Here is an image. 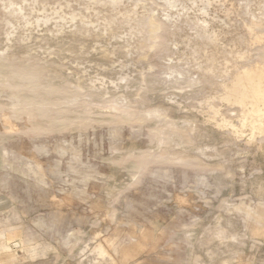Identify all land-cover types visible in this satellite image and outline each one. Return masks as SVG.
<instances>
[{
  "label": "rangeland",
  "instance_id": "1",
  "mask_svg": "<svg viewBox=\"0 0 264 264\" xmlns=\"http://www.w3.org/2000/svg\"><path fill=\"white\" fill-rule=\"evenodd\" d=\"M247 70L264 0H0V264H264Z\"/></svg>",
  "mask_w": 264,
  "mask_h": 264
},
{
  "label": "bare ground",
  "instance_id": "2",
  "mask_svg": "<svg viewBox=\"0 0 264 264\" xmlns=\"http://www.w3.org/2000/svg\"><path fill=\"white\" fill-rule=\"evenodd\" d=\"M259 76V75H258ZM0 80H2L4 83H6L5 85H8V86H13V82L11 81V79H9V77H7V75H2V74H0ZM261 82H263V81H261ZM260 81H258V79H255L254 78V76H253V73H252V71H248L247 70V72L245 71L242 75H241V77H240V79L234 84V86H233V88L231 89V95H233L234 97V99H235V101L237 100L238 102H245V100L247 99V98H250L251 100H252V102H253V104H254V107H255V109H254V112H253V114L255 113V116L253 117L254 119H253V124H255V122L256 123H260V120H261V118H262V116L263 115H261L262 114V108L261 107H263L264 108V85H262V83H261ZM1 85V84H0ZM3 86V85H2ZM230 93V92H229ZM228 96V95H227ZM227 99H229L230 100V97L229 98H227ZM22 100V99H21ZM232 100V99H231ZM234 101V100H233ZM31 105V103H25L24 105H22L23 107L22 108H19V109H21L20 111H22L23 109H25L26 107L28 108L29 106ZM251 106V105H250ZM4 107V106H3ZM251 109H252V107H251ZM20 111H18V112H20ZM251 111V110H250ZM17 112V111H16ZM21 113H19V115H20ZM248 114H249V112H248ZM245 116H247L246 115V113H245V115H243V117H245ZM250 116V115H249ZM252 116V115H251ZM250 116V117H251ZM249 117V118H250ZM242 120H243V118H242ZM255 120V121H254ZM246 121H248L247 119H246ZM226 122V121H225ZM245 122V121H244ZM243 122V123H244ZM251 122V121H250ZM249 122V123H250ZM243 123L241 124V126L243 125ZM222 124H225V123H223L222 122ZM251 124V123H250ZM234 125V124H233ZM232 125V127H234ZM245 125V124H244ZM248 126V125H247ZM247 126L245 125L244 127H246L247 128ZM251 126V125H250ZM249 126V127H250ZM261 126V125H260ZM243 127V128H244ZM254 127V126H253ZM241 128V127H240ZM256 128V127H255ZM259 128V127H258ZM234 129H235V127H234ZM237 129V128H236ZM249 130V129H248ZM250 131V130H249ZM257 131V130H256ZM262 131V130H261ZM251 132V131H250ZM237 133H238V131H237ZM252 133V132H251ZM254 133V132H253ZM238 135H239V133H238ZM253 136H251V138H252ZM253 140H255V138L253 137L252 138ZM163 141V140H162ZM162 141H161V143H162ZM250 141H251V139H250ZM164 143V142H163ZM65 148V147H64ZM62 149H63V146H62ZM65 150V149H64ZM66 151V150H65ZM160 155H163V154H160ZM144 167H141L139 170H138V172H136V173H133V182L132 183H130L128 186H127V188L126 189H131V188H133L135 185H137V184H139V181H140V178H141V174L143 173V171H144ZM116 216V215H115ZM219 222V221H218ZM219 225H220V223H218ZM84 232V231H83ZM80 233V232H79ZM73 234V233H72ZM214 234H216V236L217 237H215V238H219V240H223V234H224V229H223V227H220V228H218L217 229V231H216V233H214ZM5 235V234H4ZM236 235V234H235ZM245 235V234H244ZM230 237V236H229ZM191 238H192V236H191ZM227 239V238H226ZM242 238H240V240H241ZM229 240L230 241H235L236 240V237L235 236H231L230 238H229ZM208 241H210V240H208ZM211 243V242H210ZM222 243V242H221ZM17 244V243H16ZM240 244V243H239ZM79 246V243L78 244H74L73 246H72V249H75V248H77ZM47 247H49V245L48 246H46V248ZM51 247V246H50ZM51 249V248H50ZM96 249H97V251H98V253H99V255H101V256H105L106 254H107V252H106V250L104 249V247L102 246V245H98V246H96ZM47 250V249H46ZM45 253H46V251H45ZM200 261V260H199Z\"/></svg>",
  "mask_w": 264,
  "mask_h": 264
},
{
  "label": "crops",
  "instance_id": "3",
  "mask_svg": "<svg viewBox=\"0 0 264 264\" xmlns=\"http://www.w3.org/2000/svg\"><path fill=\"white\" fill-rule=\"evenodd\" d=\"M98 245H101V244H98ZM98 245H95V247H94V250L96 251V246H98ZM103 246V245H102ZM104 247V246H103ZM104 249H105V247H104ZM106 250V249H105ZM107 252V251H106Z\"/></svg>",
  "mask_w": 264,
  "mask_h": 264
}]
</instances>
